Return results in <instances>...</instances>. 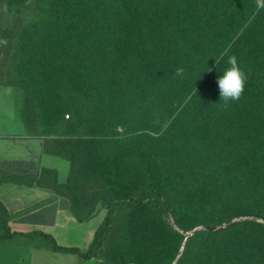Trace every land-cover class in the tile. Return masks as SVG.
<instances>
[{
  "label": "trees",
  "instance_id": "trees-1",
  "mask_svg": "<svg viewBox=\"0 0 264 264\" xmlns=\"http://www.w3.org/2000/svg\"><path fill=\"white\" fill-rule=\"evenodd\" d=\"M0 3L15 11L0 25V85L21 92L27 133L69 161L64 182L54 167L0 161V184L49 188L79 221L106 209L86 250L18 234L96 264H264V10L253 15L254 0ZM231 55L248 80L224 107L217 78ZM8 220L0 202V241L15 236Z\"/></svg>",
  "mask_w": 264,
  "mask_h": 264
},
{
  "label": "crops",
  "instance_id": "crops-1",
  "mask_svg": "<svg viewBox=\"0 0 264 264\" xmlns=\"http://www.w3.org/2000/svg\"><path fill=\"white\" fill-rule=\"evenodd\" d=\"M15 106L19 113L16 102ZM2 132L0 161H32L35 168H57L61 182L67 179L69 164L65 166L63 158L44 151L42 136L29 135L25 125L19 130L21 136H9V133ZM11 147L22 149V155L8 157L12 159L7 160ZM62 172L66 174H63L65 177L61 175ZM0 202L9 213L8 226L15 236L39 230L53 235L61 245L78 246L82 250H86L93 241L95 230L102 219L94 216L90 220H77L69 209L67 198L49 188L35 185L4 182L0 184ZM30 244L20 247L10 242L9 238L1 240L0 264H96L95 258L81 260L77 254L55 251L44 243Z\"/></svg>",
  "mask_w": 264,
  "mask_h": 264
},
{
  "label": "rangeland",
  "instance_id": "rangeland-1",
  "mask_svg": "<svg viewBox=\"0 0 264 264\" xmlns=\"http://www.w3.org/2000/svg\"><path fill=\"white\" fill-rule=\"evenodd\" d=\"M15 14V11L12 10V12L8 11L6 8L5 3H0V25L5 26L8 21H10ZM21 18L23 21H29L33 17V13L27 10H23L20 13ZM22 100V94L19 92L15 87L12 86H1L0 87V131H4L2 133H9V136H21L19 133V130L22 129L23 122L19 116L18 108L15 106V102L19 105V103ZM4 117V119L2 118ZM23 150L18 147H11V150L9 151V154H7V160H11L12 158L8 157H19L22 155ZM62 158V157H61ZM63 163H65L67 166L69 164V161L67 159L63 158ZM61 165V167H65ZM64 172H62L63 176ZM66 175V174H64ZM65 177V176H63ZM106 209L104 207H101V205L98 206V212L95 217L96 219H99L105 216ZM101 219V220H102ZM0 233H3L2 230H0ZM10 242H12L15 245H19L20 247L30 246V243H49V241L43 240L39 235H29V236H21L17 235L12 238H9Z\"/></svg>",
  "mask_w": 264,
  "mask_h": 264
},
{
  "label": "clouds",
  "instance_id": "clouds-1",
  "mask_svg": "<svg viewBox=\"0 0 264 264\" xmlns=\"http://www.w3.org/2000/svg\"><path fill=\"white\" fill-rule=\"evenodd\" d=\"M254 4L255 11L253 15L264 10V0H254ZM0 43H3V41H0ZM225 54L226 52H221L220 58H223ZM227 64L228 67L223 71V75L217 78L220 101L223 102L224 107H227L230 103L238 102L242 98L248 80V73L240 66L235 55L228 57ZM183 75L184 69L177 68L176 76L182 77Z\"/></svg>",
  "mask_w": 264,
  "mask_h": 264
},
{
  "label": "water",
  "instance_id": "water-1",
  "mask_svg": "<svg viewBox=\"0 0 264 264\" xmlns=\"http://www.w3.org/2000/svg\"><path fill=\"white\" fill-rule=\"evenodd\" d=\"M241 218H244V217H241ZM249 218V217H248ZM252 218H254V217H252ZM236 219H239V218H236ZM201 227H204V226H200V227H198V228H201ZM208 228H214V227H208ZM195 230H193V231H190V232H185L186 234H191V233H193Z\"/></svg>",
  "mask_w": 264,
  "mask_h": 264
}]
</instances>
